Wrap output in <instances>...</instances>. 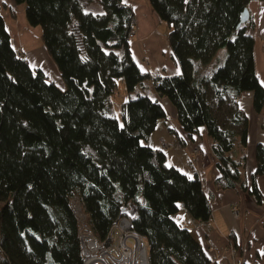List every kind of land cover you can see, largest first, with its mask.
Segmentation results:
<instances>
[{"label": "trees", "instance_id": "trees-1", "mask_svg": "<svg viewBox=\"0 0 264 264\" xmlns=\"http://www.w3.org/2000/svg\"><path fill=\"white\" fill-rule=\"evenodd\" d=\"M97 1L101 12L86 8ZM169 30L166 41L179 71L155 73L156 91L177 108L188 133L204 127L220 188L248 190L263 203L264 143L255 147L251 183L243 177L249 119L238 99L253 92L264 107L254 63V36L241 14L250 0H148ZM56 63L65 88L18 55L0 11V250L4 264H84L70 197H80L95 234L106 238L120 205L136 206L134 227L145 238L149 264H215L174 215L184 206L202 222L211 205L199 175L166 162L149 138L165 106L148 92L112 111L119 79L133 63L135 11L124 0H15ZM220 48L223 60L209 64ZM170 130L177 128L170 124ZM264 128V124H263Z\"/></svg>", "mask_w": 264, "mask_h": 264}, {"label": "crops", "instance_id": "crops-1", "mask_svg": "<svg viewBox=\"0 0 264 264\" xmlns=\"http://www.w3.org/2000/svg\"><path fill=\"white\" fill-rule=\"evenodd\" d=\"M25 6L24 2L0 0V11L6 20L12 39L15 37L20 42L19 37L22 32L33 29L39 31L40 35L42 32L39 25L34 26L28 22ZM133 7L134 10L138 11V36L142 38L140 32H143L142 30L148 25V18L146 19L143 13L141 14L140 7L138 9L134 5ZM247 8L250 17L245 24L248 31L254 36L255 69L261 84L264 86V0H250ZM152 12L154 16L158 15L154 9ZM149 20L151 21V18ZM133 42H135L134 39L130 43L133 63L127 70L125 77L119 79L118 89L113 95L112 107L120 108L124 100L136 93L148 92L153 99L159 100L168 111L170 121H160L148 142L155 148H160L162 138H166L173 144L172 148L165 151L167 164L176 166L190 176L199 175L210 200L211 216L207 221L200 223V220L195 219L184 206L174 215L175 219L190 229L216 264H264V199L263 203L259 204L252 198L248 190L240 192L233 188H220L216 185V178L220 176V170L216 165L215 157L210 148V138L207 136L205 128L202 126L197 132L190 135L178 124L175 105L168 97L161 96L156 91L152 80L145 82L143 74L135 70V67L139 65L136 63V55L139 53L137 52L135 55ZM43 47L48 61L32 64L29 60L30 64L44 69L50 79L54 80L61 88H65V83L60 76L56 63L44 44ZM221 51L219 49L213 56L209 64L210 67H215L221 62L223 59ZM140 58L141 54L138 59L141 60ZM166 67V70L158 72L173 74L179 71L172 58L167 62ZM238 104L248 116L249 135L247 147L244 149L240 144H236L233 154L238 157L241 153L246 152L247 159L242 174L248 180L249 187L251 174L257 164L256 144L258 142L264 143V107L260 112L254 109L251 90L245 91L239 97ZM170 124L174 125L177 131L170 130ZM195 148L197 149L196 152L194 151ZM257 182L264 194V175H258ZM232 247L235 249V253L232 252ZM0 264H4L1 250Z\"/></svg>", "mask_w": 264, "mask_h": 264}, {"label": "built area", "instance_id": "built-area-1", "mask_svg": "<svg viewBox=\"0 0 264 264\" xmlns=\"http://www.w3.org/2000/svg\"><path fill=\"white\" fill-rule=\"evenodd\" d=\"M135 33L136 27L132 29L131 35L134 36ZM17 53L22 55L24 52L18 47ZM172 147L173 144L166 138L160 140L162 150L166 151ZM70 203L77 218L84 264H149L146 238L133 224L136 206L132 202L120 205L119 212L104 239L94 233L88 213L77 193L71 195ZM234 251L232 247V252L235 253Z\"/></svg>", "mask_w": 264, "mask_h": 264}, {"label": "rangeland", "instance_id": "rangeland-1", "mask_svg": "<svg viewBox=\"0 0 264 264\" xmlns=\"http://www.w3.org/2000/svg\"><path fill=\"white\" fill-rule=\"evenodd\" d=\"M124 1L129 4H133L135 8L137 9L140 7L141 14L143 13V16H145L146 19L148 18L147 24H150L151 30L155 32L156 34H160L163 36L162 41L159 43V45H156V46L148 45V42L150 41V39L147 38L146 40L144 39V37L140 38L138 36L139 34L138 16L139 15H138V11L134 10L135 11L134 20H135L136 33L134 36H132V39H134L135 41L133 42L134 44L132 46L134 48L135 55L137 52L139 53V55L141 54V58H140L141 60L138 59L139 55H136V58H137L136 63L137 65L138 64L139 65L135 67V70L139 72L140 74H143L145 82H148L152 80V76L155 73H157L158 71L166 70L167 69L166 64L171 59L170 51H169L168 44L166 41V34L168 32V27H167V24L164 23L159 18L158 15L156 16L153 15V12H152L153 8L151 7L148 0H124ZM86 8L92 9L94 12L102 11V6L97 1L88 3ZM150 18H151V21L149 20ZM39 39L42 42L41 35ZM13 44L16 48L18 47L21 48V50H23L24 54L27 56L29 60L28 52H26L27 50L25 46L22 44V42H20L17 38L13 37ZM220 49L222 50L221 51V55H223L222 58H224L226 54V49L225 48H220ZM113 98L114 97H112V99ZM112 111L118 118H121L120 108L112 107Z\"/></svg>", "mask_w": 264, "mask_h": 264}, {"label": "bare ground", "instance_id": "bare-ground-1", "mask_svg": "<svg viewBox=\"0 0 264 264\" xmlns=\"http://www.w3.org/2000/svg\"><path fill=\"white\" fill-rule=\"evenodd\" d=\"M142 31L143 32H140V36H142V38L144 37V39L146 40L147 38L150 39V41L148 42V45L150 46L159 45V43L163 39L162 35L156 34L151 30L150 24L146 25ZM39 37V31H37L36 29L22 32L21 36L19 37L28 52L29 60L32 64L37 62L46 63V61H48V57L44 51L43 44Z\"/></svg>", "mask_w": 264, "mask_h": 264}, {"label": "water", "instance_id": "water-1", "mask_svg": "<svg viewBox=\"0 0 264 264\" xmlns=\"http://www.w3.org/2000/svg\"><path fill=\"white\" fill-rule=\"evenodd\" d=\"M250 12L248 8H245L244 11L241 14V21L246 22L249 20Z\"/></svg>", "mask_w": 264, "mask_h": 264}]
</instances>
